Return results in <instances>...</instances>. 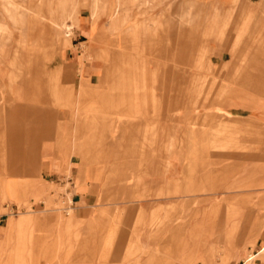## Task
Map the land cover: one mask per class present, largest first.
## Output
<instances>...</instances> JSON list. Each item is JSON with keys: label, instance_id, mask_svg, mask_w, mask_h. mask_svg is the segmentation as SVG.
I'll use <instances>...</instances> for the list:
<instances>
[{"label": "rangeland", "instance_id": "1", "mask_svg": "<svg viewBox=\"0 0 264 264\" xmlns=\"http://www.w3.org/2000/svg\"><path fill=\"white\" fill-rule=\"evenodd\" d=\"M262 19L250 0H0V264H264ZM83 62L108 69L90 84Z\"/></svg>", "mask_w": 264, "mask_h": 264}, {"label": "crops", "instance_id": "2", "mask_svg": "<svg viewBox=\"0 0 264 264\" xmlns=\"http://www.w3.org/2000/svg\"><path fill=\"white\" fill-rule=\"evenodd\" d=\"M251 2H258V1H262L264 4V0H250ZM260 21V19H255L254 21ZM262 21H264V19H262ZM217 58H215V61H212L213 65H217L219 66L221 64V61L219 59V55L216 56ZM79 55L75 54L73 55V57H68V64L71 65L73 67L74 70H78L81 67L82 62L79 59ZM252 64V63H251ZM83 76L86 77L88 79V81L90 82V84H95L96 82L99 81L100 77L104 74L105 70H107L108 68L105 67V63H88V62H83ZM248 65L244 66L243 68L246 69ZM146 69H152V67H146ZM79 75H76L74 78V87L75 90L79 85ZM118 132V131H117ZM116 132V133H117ZM25 134H29V131ZM30 135V134H29ZM44 142V141H43ZM39 146L38 149V154L36 156V160H35V166L37 168V171L41 172L42 175L49 177V178H54L57 179L59 176V173L56 171H52L50 170V163L51 160L54 156V153L52 151H48L42 148V143ZM75 155H70L69 156V164H71V169H70V173L72 176H75L77 174L78 171V165H79V159H76ZM78 158V157H77ZM102 178V177H101ZM101 180V179H100ZM99 181V180H98ZM95 180H89L88 181V188L84 189L83 191H77L73 193V199H74V204L76 205V209L80 210V209H84L86 207V204L91 201L93 198L96 197L97 193V182ZM8 225V226H7ZM8 227L11 229L12 235L14 237V229L12 226V220H10L9 222L6 223V230L8 229ZM5 230V231H6ZM3 233H0V235H2ZM224 249H221V256L223 257L224 264H227L229 259H225V251H222ZM235 255V253H234ZM208 264H214L213 261H211L209 259Z\"/></svg>", "mask_w": 264, "mask_h": 264}, {"label": "bare ground", "instance_id": "3", "mask_svg": "<svg viewBox=\"0 0 264 264\" xmlns=\"http://www.w3.org/2000/svg\"><path fill=\"white\" fill-rule=\"evenodd\" d=\"M7 5V4H6ZM5 5V6H6ZM61 7V6H60ZM180 7V6H179ZM7 8V6H6ZM10 10V9H9ZM75 10V9H74ZM11 12V11H10ZM15 13V12H14ZM20 13V12H19ZM68 13V10H67ZM12 14V13H11ZM16 18V17H15ZM20 18V17H19ZM21 19V18H20ZM45 222V216H38L35 219H31L28 222L24 220H12V226L14 229V236L19 237L22 234L23 228L26 224L33 225L35 228H42ZM212 261V259H210Z\"/></svg>", "mask_w": 264, "mask_h": 264}, {"label": "built area", "instance_id": "4", "mask_svg": "<svg viewBox=\"0 0 264 264\" xmlns=\"http://www.w3.org/2000/svg\"><path fill=\"white\" fill-rule=\"evenodd\" d=\"M68 183L71 185L72 182L70 181V179H68ZM71 201H72V202H70V205L72 206L73 203H74V201H73V197H71ZM242 264H243V263H242Z\"/></svg>", "mask_w": 264, "mask_h": 264}]
</instances>
